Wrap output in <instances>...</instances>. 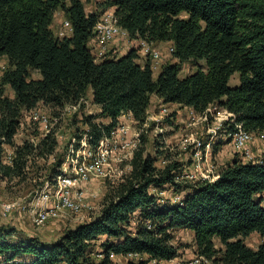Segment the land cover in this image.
Segmentation results:
<instances>
[{
	"label": "trees",
	"instance_id": "obj_1",
	"mask_svg": "<svg viewBox=\"0 0 264 264\" xmlns=\"http://www.w3.org/2000/svg\"><path fill=\"white\" fill-rule=\"evenodd\" d=\"M110 6L131 39L173 45L176 61L164 63L157 78L149 62L140 63L135 48L95 60L89 41L100 14ZM57 11L71 21V36L61 38L52 28ZM0 56L8 58L0 77L3 178H27L30 162L49 158L58 147L51 132L36 144L25 140L17 146L13 165L3 163L2 144H16L24 113L43 105L58 117L89 87L93 103L101 108L83 118L92 144L109 135L124 113L143 123L153 94L198 113L213 104L226 108L236 118L227 122L228 133L236 123L264 132V0H110L91 12L83 0H0ZM185 62L197 69L181 76ZM33 71L41 77L33 78ZM236 72L240 82L231 86ZM101 118L110 122L96 121ZM145 142L142 136L130 172L108 185L91 221L52 242L16 240L14 228L0 226V254L12 260L8 264H166L180 256L181 247L174 243L177 229L194 232L195 253L211 264H264V161L244 163L235 155L214 180L177 182L179 162L169 158L158 167ZM62 161L52 163L49 177ZM166 185L187 192L181 202H161L152 192ZM253 232L263 238L257 248L246 243ZM101 252L104 256L98 258ZM111 253L134 256L120 263Z\"/></svg>",
	"mask_w": 264,
	"mask_h": 264
},
{
	"label": "built area",
	"instance_id": "obj_2",
	"mask_svg": "<svg viewBox=\"0 0 264 264\" xmlns=\"http://www.w3.org/2000/svg\"><path fill=\"white\" fill-rule=\"evenodd\" d=\"M97 10L98 7L94 11ZM72 33L73 25L70 20L65 18L56 34L62 38L71 36ZM119 40L126 41L125 44L123 43L124 47L133 42L128 31L118 23L115 7L110 6L100 14L94 28V35L89 41V47L95 60L101 61L106 58L118 57L119 49L124 48H119L122 45L118 44ZM136 40L138 44L135 49H137L142 65L149 62L151 69L155 70L166 63H162L166 56L172 58L167 62L176 61L173 58L174 47L172 44L164 50L158 43L145 39ZM1 69H7V65L1 64ZM86 102V97H83L76 104L67 105L58 117H55L47 108H43V105H38L24 113L18 133L25 128L37 130L38 134L29 135L25 139L36 144L47 134L53 132L59 145L65 138V135L61 133V125L58 127L59 122L64 120L66 115L78 112ZM168 105V103H162L159 112L148 109L147 118L143 123L136 120L131 113L122 114L110 134L104 135L97 144H92V136L86 126L78 135H73L70 138L59 171L43 180V184L38 186L35 191L34 201L24 203L19 200L8 201L0 197V217L9 218L16 210L20 213L22 211L29 212L31 222L37 227L71 215L75 216L79 222L77 224L91 221L95 216L84 212L93 208L88 201L87 184L93 180H105L113 177H117L118 181L122 180L132 168L131 161L141 143L143 132L147 131L149 121L154 120L156 122V135L163 137L166 132L167 119L169 118L170 121L176 119ZM211 106L202 113H198L189 107L183 131L176 144L173 143L170 147L171 150L181 149L184 152H190L188 162L182 167L180 166L181 170L176 176L177 182L194 183L199 180H214L219 176V171H215L212 163L211 144L206 143L203 136H199V128L205 129L212 138H217L222 132L227 133L231 139L230 143L234 155H237L242 162L262 163L264 161V132H253L246 129L242 123H236L235 130L228 133L227 122H236L234 113L223 108V111H217L215 114L212 112ZM25 140L16 141L15 136V145L3 143L2 162L13 165L17 146ZM163 140H166L165 137ZM170 159L163 158L162 167ZM175 160L180 161L179 158ZM155 190L152 189V192L155 193ZM147 224L148 227H151L150 223ZM103 256L102 252L98 254V258ZM110 256L116 257L114 253H111ZM133 256L130 254L124 257ZM10 262L12 260H7L4 254H0V264ZM206 263H209L206 258L195 253L191 257L183 259L179 264Z\"/></svg>",
	"mask_w": 264,
	"mask_h": 264
},
{
	"label": "rangeland",
	"instance_id": "obj_3",
	"mask_svg": "<svg viewBox=\"0 0 264 264\" xmlns=\"http://www.w3.org/2000/svg\"><path fill=\"white\" fill-rule=\"evenodd\" d=\"M110 0H85L86 5V11L91 12L94 11L96 6L99 5H107V3ZM182 17H186V13L181 14ZM60 15L57 14L54 19V29L55 32L59 30L60 24L63 23L64 18H61V23L59 24V27L57 26V22L60 19ZM57 26V27H56ZM126 41L124 40V43ZM138 44L136 39H133V42L130 44L122 46L124 48L119 49L118 57L126 54L129 52L132 48H136V45ZM159 46L166 50L169 47V42H160L158 43ZM1 58L8 61V58L6 56H0ZM172 60L170 56H166L165 60L162 62H167ZM204 63V61H202ZM162 66L159 68L153 70L154 78H157ZM197 69V65L193 64L192 62H185L182 66L181 76H185L191 72H194ZM33 78H40L41 74L38 71L32 72ZM240 82L239 73H235L232 78L230 79V85L231 86H237ZM6 92L9 96H13L14 92L13 90L7 86ZM92 93V97L91 96ZM86 103H84L80 110L76 113L72 112L68 115H66V118L59 122V125H61V133L65 135L64 140L58 145L55 154L51 155L49 158H37L35 160H32L30 162V167L28 169V175L27 178L21 179V178H14V179H8L3 178L0 175V197L4 200H19L24 203H30L34 201L35 191L42 183V181L49 175L52 163L56 161L60 157H64L67 149H68V142L70 138L73 135H78L82 129L86 128V124L83 121V118L90 114H96L97 113V106L93 103V91L92 88L89 87L86 93ZM161 103L158 102V100L153 97L152 102L149 106V110L159 112ZM172 111V113L175 111L176 107L169 104L168 105ZM47 108V107H43ZM49 110V109H48ZM211 110L213 113L217 114V111H223V107H220L218 104H213L211 106ZM175 113V112H174ZM224 115V114H223ZM104 120V119H103ZM98 122H102L101 119H96ZM110 122V121H109ZM108 122V123H109ZM155 124L156 122L154 120H150L149 124L147 126V131L143 132V139H146L145 146L147 153L151 154L156 158V165L158 167H162L164 164L162 162L163 158H171L173 160L180 159L179 162L180 166L182 167L183 164L188 162V157L190 156V152H184L183 150L175 149L171 150V145L176 144V141L179 139L181 132L183 131V128H181L179 125L173 124L172 128L170 125L172 124L170 121L167 122L166 125V132L164 133L166 140H163L162 136L156 135L155 132ZM36 127V126H33ZM181 128V129H180ZM199 136H203L204 141L206 143L211 144V149L213 151L212 154V163L214 164L215 171H219L224 164L228 163L229 157H234V152L232 150V144L230 143V137L227 135V133H220L217 138H212L203 128H199ZM202 131V133H201ZM179 133V134H178ZM38 134L37 130H33L30 128L23 129L18 135H16V141H23L25 140L29 135H36ZM118 178L113 177L111 179H97L93 180L90 183L87 184V191H88V201L92 205V209L85 210L84 212L86 214H89L91 216H96L99 214L101 210V204L103 201V197L107 191L108 185L110 183L117 182ZM158 198L161 202H169L172 204H176L182 201V199L186 195V191H175L174 187L171 185H166L163 188L156 189L155 190ZM161 192H163L161 194ZM93 195V196H92ZM95 195V196H94ZM264 196V193L262 194ZM177 197V198H176ZM79 223L75 216H67V218H62L59 220H52L46 223V225L42 227H37L31 222L30 213L29 212H19L15 211L11 217L9 218H3L0 217V224H4L3 226H8L11 228H14V239H24L26 237H37L38 239H41L45 242H52L57 240L67 229L75 228L77 224ZM135 229V224L132 227ZM174 243L177 245H180V256L174 260H172L170 263L173 264H179L183 259H186L188 257H191L193 254H195V244H194V232L189 229H177L174 231ZM263 240V238L257 234V232H253L250 236L247 237L246 243L253 247L257 248L259 244L262 242L260 240ZM216 245L218 247H221L220 240L218 238L215 239ZM98 257V255H97ZM120 257V256H117ZM123 257V256H121ZM124 259V257H123ZM128 258L125 259L127 261ZM124 261V262H125ZM167 263V262H166ZM211 264V262L206 263Z\"/></svg>",
	"mask_w": 264,
	"mask_h": 264
},
{
	"label": "crops",
	"instance_id": "obj_4",
	"mask_svg": "<svg viewBox=\"0 0 264 264\" xmlns=\"http://www.w3.org/2000/svg\"><path fill=\"white\" fill-rule=\"evenodd\" d=\"M84 2H85V0H83ZM86 4V3H85ZM86 6V5H85ZM96 7H98V6H96ZM57 14H59L61 17H60V19L58 20V22H57V26L59 27V24L61 23V18H64L65 17V14H64V12L63 11H57L56 12V14H55V17H56V15ZM66 18V17H65ZM55 19V18H54ZM61 25V24H60ZM56 26V27H57ZM52 28L54 29V22H53V24H52ZM54 31H55V29H54ZM56 33V32H55ZM124 43V41H121V40H119L118 41V44L119 45H121V44H123ZM125 44V43H124ZM169 44H171L170 42H169ZM123 46L121 45L119 48H122ZM1 64H6L7 65V67H8V61H6L5 59H3V58H1L0 57V65ZM5 70H0V77H1V75H2V73L4 72ZM90 97H92V93H91V96ZM153 97H155V99L156 100H158V102H160L161 104L162 103H164L163 101H162V99H160L156 94H153L152 95V97H151V102H152V99H153ZM168 104H171V105H173V106H175L176 107V109H175V117H176V119L174 120V121H171V125H170V127L172 128V126H173V124H176L177 126L179 125L181 128H183V126L185 125V119L187 118V112H188V108L189 107H187V106H182V105H180V104H178V103H168ZM95 106H97V113H99L100 111H101V108L98 106V105H95ZM96 113V114H97ZM104 119V120H103ZM110 121V119L109 118H102V122L103 123H105V124H107L108 122ZM180 128V129H181ZM179 134V133H178ZM230 159H229V161L228 162H231L232 160H233V157H229ZM227 164V163H226ZM225 165V164H224ZM223 165V166H224ZM4 224H0V226H3ZM258 234V233H257ZM260 235V234H259ZM260 241H262V239L260 240ZM124 257V256H123ZM123 257H116L115 259L118 261V262H120V263H124V261H125V259H126V257H124V259H123ZM171 261H169V262H165L166 264H173V263H170Z\"/></svg>",
	"mask_w": 264,
	"mask_h": 264
}]
</instances>
